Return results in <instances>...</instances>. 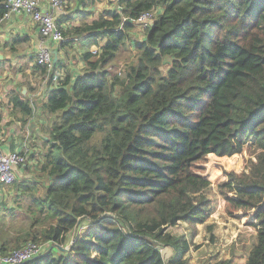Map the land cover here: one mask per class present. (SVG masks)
<instances>
[{
	"label": "trees",
	"instance_id": "obj_1",
	"mask_svg": "<svg viewBox=\"0 0 264 264\" xmlns=\"http://www.w3.org/2000/svg\"><path fill=\"white\" fill-rule=\"evenodd\" d=\"M115 3L95 18L80 6L79 23L62 29L63 49L87 38L82 72L59 77V59L51 69L34 66L49 86L41 102L48 139L40 137L46 149L37 165L23 167L31 178L13 183L33 227L16 243L23 234L22 243L36 241L34 227L49 221L41 235L51 244L83 221L92 225L75 235L68 255L57 257L54 246L18 264H187L191 243L167 229L205 223L213 208L203 191L212 184L223 210L257 231L246 262L237 264H264V0ZM5 10L0 0V18ZM146 12L156 18L132 42L137 61L113 73L109 65L129 48ZM12 101L22 113L14 117L26 122L30 101Z\"/></svg>",
	"mask_w": 264,
	"mask_h": 264
},
{
	"label": "rangeland",
	"instance_id": "obj_2",
	"mask_svg": "<svg viewBox=\"0 0 264 264\" xmlns=\"http://www.w3.org/2000/svg\"><path fill=\"white\" fill-rule=\"evenodd\" d=\"M70 1L71 2L65 4L62 9L63 12L73 10L74 12L69 13L70 15H72L73 13L75 14V10L79 9L80 6L82 9H89L92 11L91 18L100 16L107 9L113 10L116 8L115 0H96V3L94 5L87 8H83L82 3H78L79 0ZM40 2L41 5H43L42 2L47 3L49 2V0H40ZM77 13H79L78 15H80V12ZM59 16H57V23L60 19ZM74 17H76V14L74 15ZM79 21L80 20L77 16L72 20L62 22L61 24L58 23V25L62 29L66 30L70 27L76 26ZM147 32L148 28H145L136 22V28L130 31L131 37H129L127 44L129 48L127 47L125 50H122L117 60H115L113 64L109 65V69L113 73L122 75V73H124L131 64L137 61L138 54L134 49V46H132V42L135 43V41L138 39H144ZM65 38L67 40L68 37L65 36ZM86 39L87 38H81L77 41L78 43L74 45H68L66 46V48H64L65 52L61 54V58L59 59L64 63V71H60L58 73L59 77H64L67 74V70H69L73 76H76L78 75L77 73L83 69L80 67L81 62L79 58L81 56V53L88 51L89 49V43L88 41H86ZM96 49L97 48H95L94 50ZM65 53L66 58H64ZM36 82L40 84V86L43 85L42 83H40L39 79H36ZM37 83H35V86L37 85ZM36 162L37 160L33 161V167L35 166L34 163ZM212 185L203 191L211 199V206L214 211V215L211 216V219H208L205 223H199L193 226L184 221H181L177 225L171 226L167 229V231L172 235L182 237L191 243V247L185 256L187 259V264H216L217 261L226 259H232V264H235L246 257V255L249 253V250L257 241V238L254 234L256 230L253 226L247 224L246 217L232 216L229 215L225 210H223L222 205L219 202L220 195L217 186ZM0 195H2L0 196V202H2L0 204V207L3 209V216H0V229H4L5 226L10 223L13 224V227L19 228V222L21 218L25 216L26 211L24 210V208L19 207L15 202L13 184L0 186ZM10 207H14V211H18V214L17 212L14 213L16 215L17 221L12 220L11 217L13 214L9 213V210H7V208L10 209ZM215 218H217V221H212ZM224 218H227L228 220L232 219V224L230 223V221L223 222ZM54 223L55 221H49L44 225L34 227V231L37 234L36 241H38V243L45 246L51 243L50 240L46 241L42 237L41 231L49 229L50 226ZM91 225L92 224L89 221H83L75 229L71 230L66 235L65 240L61 243H58L59 247L58 249H54L53 254L57 257L62 254L68 255V250L70 249V245L73 242L75 235L82 233ZM31 229H33V227H31ZM241 230L245 231L242 232ZM225 234H227L228 236H226ZM24 235L25 234L20 235L22 236V240L19 243H16L15 239V242L12 245L7 244L8 249L12 250L16 248L17 245L20 246L22 241L25 239ZM45 246H43V248ZM161 251L165 255H169L172 252L168 247H162Z\"/></svg>",
	"mask_w": 264,
	"mask_h": 264
},
{
	"label": "crops",
	"instance_id": "obj_3",
	"mask_svg": "<svg viewBox=\"0 0 264 264\" xmlns=\"http://www.w3.org/2000/svg\"><path fill=\"white\" fill-rule=\"evenodd\" d=\"M68 2L71 1L68 0ZM42 4L45 8H50L49 2H42ZM71 12L74 11H55V16L60 15L59 18L66 17ZM75 14L77 17L78 13L76 10ZM75 14L73 13L71 16L76 18L74 17ZM42 42V35L38 27L25 16H14L0 23V55H2L0 58V146L6 152H14L27 145L31 153L30 158L27 160V162L29 161L28 166L30 168L33 167V161L40 159L46 149V145L40 140V137L44 136L45 139H48V136L44 135L42 131V125L46 123V118L43 116L41 102L47 98L49 86L45 84L44 77L39 75L36 68L34 69L36 63L35 56ZM45 44L53 50L58 59L65 52L58 43L47 41ZM64 58H66V53ZM80 62V67H85V62L83 60H80ZM80 72L82 70L78 73ZM36 79H39L43 85L40 86L36 82ZM35 83H37L36 86ZM43 86H45L44 91L42 94H39ZM14 95L16 97L19 96L23 100L30 101L32 113L28 116L26 122L19 120L20 118L16 119L13 115V111L16 112L18 117L22 115L19 108L14 109L12 101ZM34 165L36 166L37 162ZM19 176L31 178V174L23 170V167L17 171V177ZM219 202L221 203L220 197ZM15 212L18 214L17 210L11 214ZM25 213V216L19 222V228L13 227V224L10 223L3 230H0V246L4 242L11 245L19 233L31 229L32 218L27 212ZM213 215L214 211L211 216ZM211 216L209 219H211ZM11 218L13 221H17L15 214ZM212 221H217V218ZM226 221H230L231 223L232 219L228 220L224 218L223 222ZM254 234L257 238L256 231ZM225 235L228 236L227 234ZM249 253L237 263H245Z\"/></svg>",
	"mask_w": 264,
	"mask_h": 264
},
{
	"label": "built area",
	"instance_id": "obj_4",
	"mask_svg": "<svg viewBox=\"0 0 264 264\" xmlns=\"http://www.w3.org/2000/svg\"><path fill=\"white\" fill-rule=\"evenodd\" d=\"M68 0H49L50 8L41 5L40 0H5V12L0 18V23L13 18L14 16H25L34 23L42 35V44L36 55V64L51 69L54 65V52L45 43L52 41L60 44L64 41L65 35L57 23L55 11H62ZM155 14L146 12L136 22L145 28L152 25ZM30 154V149L24 145L22 149L14 152H6L0 146V186L11 185L17 178V171L24 167ZM38 241L29 240L22 243L18 248L0 251V264H18L32 259L49 250L50 245L43 248Z\"/></svg>",
	"mask_w": 264,
	"mask_h": 264
},
{
	"label": "clouds",
	"instance_id": "obj_5",
	"mask_svg": "<svg viewBox=\"0 0 264 264\" xmlns=\"http://www.w3.org/2000/svg\"><path fill=\"white\" fill-rule=\"evenodd\" d=\"M55 64V63H54ZM35 65H36V63H35ZM40 65V64H39ZM27 163V162H26ZM17 179V178H16ZM51 243H49V245H50ZM72 244V243H71ZM54 246H56V247H59V244H51L50 245V248L49 249H52ZM8 251V250H7ZM1 252H3V251H1ZM4 252H6V251H4Z\"/></svg>",
	"mask_w": 264,
	"mask_h": 264
},
{
	"label": "water",
	"instance_id": "obj_6",
	"mask_svg": "<svg viewBox=\"0 0 264 264\" xmlns=\"http://www.w3.org/2000/svg\"><path fill=\"white\" fill-rule=\"evenodd\" d=\"M2 57V55H0V58ZM58 60V57H57V55H55V53H54V63L56 62Z\"/></svg>",
	"mask_w": 264,
	"mask_h": 264
}]
</instances>
